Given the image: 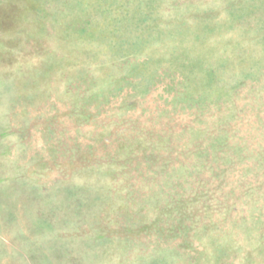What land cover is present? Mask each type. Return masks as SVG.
I'll use <instances>...</instances> for the list:
<instances>
[{"label":"rangeland","instance_id":"obj_1","mask_svg":"<svg viewBox=\"0 0 264 264\" xmlns=\"http://www.w3.org/2000/svg\"><path fill=\"white\" fill-rule=\"evenodd\" d=\"M241 80L264 85V0H0V264H264L263 94L214 124L246 149L190 179L209 231L157 243L187 183H166L144 142L100 134L211 128Z\"/></svg>","mask_w":264,"mask_h":264},{"label":"trees","instance_id":"obj_2","mask_svg":"<svg viewBox=\"0 0 264 264\" xmlns=\"http://www.w3.org/2000/svg\"><path fill=\"white\" fill-rule=\"evenodd\" d=\"M261 76L263 75L261 74ZM259 77L260 76H258V80H260ZM245 88L243 80L237 82L236 85L231 84L229 86L228 82H226L224 91L227 93L225 95H220L219 98L213 99L212 106L216 107V109L214 108L216 112L210 114L211 117H214L211 128L183 126L177 134H174L173 129L171 130V128L165 127V130H163L157 128L156 124H154L151 126L152 132H149L144 131V127H141V129L136 128L135 125L129 124V121L125 119H120L119 121H114L113 119L103 130L101 128V135L120 137L124 143L128 144L127 146L144 142L143 145L148 146V151L150 150L149 152L152 154L154 170H157L156 172H165L164 176L168 178L166 183L174 184L175 181H180V179H184L183 183H187V187L183 188L186 193L172 194V197L169 199L170 201L164 199V207L168 208L170 211L165 213L157 212V218L162 215L171 216L172 223L175 222V225L163 229L158 225V219L155 221L153 231L158 241L157 243L163 241L162 239H165L167 235L169 236V234L173 233L176 235V233L180 231L186 232L187 230L188 232L193 231V233H197L199 230L209 231L207 223H203L202 218L211 211L212 206L205 205V203L199 201L201 194L203 195L205 192L202 190L198 191L197 189L199 188L196 185L191 186V181L195 180L202 171L208 170L211 172L213 162H215V159H218L216 157L217 151L219 153L221 151L225 154L227 153V156L225 155V162L230 163L231 153H229V151L239 155L246 149L244 146H241V144L231 145L232 141H229V139L234 138V136L228 134L226 130L218 131V135H216L217 132L214 133L213 131L215 123L223 122L224 124L230 120H240L239 114L244 108L248 106L250 108H255L262 105L259 97L262 96V94L264 95V85L260 84V86L258 85L256 88H251L250 86L248 91ZM172 96V102H177L179 95L175 93ZM199 101H197V103ZM101 102L102 100L99 101L98 104ZM106 113L108 112L106 111ZM76 116L84 117L82 113L76 114ZM87 116L86 114L85 118ZM121 116H123V113L117 115L118 118ZM175 120H169V122L176 124ZM226 124L228 125V123ZM176 126H178V124L173 125L172 128ZM181 130L188 135L187 139H185L186 136L182 137L183 135L180 134ZM147 137H150L149 140ZM260 149V147L251 149L252 153L254 152V159L257 158L258 160L261 151H264V148H262L261 151ZM132 159L134 161L135 157H124V165ZM258 163H260L259 165L261 166V162ZM118 169H120L119 166L116 170ZM156 172L154 171V173ZM173 173L176 174L177 179L174 182H170L171 174ZM180 185V183H176V187L181 188ZM156 251H158V253L162 252L160 248H156Z\"/></svg>","mask_w":264,"mask_h":264}]
</instances>
